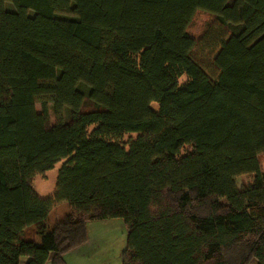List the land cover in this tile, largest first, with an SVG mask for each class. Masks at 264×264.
Instances as JSON below:
<instances>
[{
	"label": "trees",
	"instance_id": "obj_1",
	"mask_svg": "<svg viewBox=\"0 0 264 264\" xmlns=\"http://www.w3.org/2000/svg\"><path fill=\"white\" fill-rule=\"evenodd\" d=\"M4 2L0 264H65L87 222L114 219L121 264H264V0ZM197 12L217 26L209 69ZM48 101L69 121L50 124ZM58 163L39 197L34 177Z\"/></svg>",
	"mask_w": 264,
	"mask_h": 264
},
{
	"label": "rangeland",
	"instance_id": "obj_2",
	"mask_svg": "<svg viewBox=\"0 0 264 264\" xmlns=\"http://www.w3.org/2000/svg\"><path fill=\"white\" fill-rule=\"evenodd\" d=\"M0 8L13 11L10 3H0ZM58 18L71 19L69 14H58ZM213 19L210 15L204 12H197L188 28L189 34L195 39L197 45L194 54L197 59L203 64L205 69H209L211 65L213 50L208 49V42L204 40L205 34L209 33L217 26H213ZM227 34L229 31L225 29ZM230 30V29H229ZM183 81V78H182ZM37 111L40 110L39 104L35 105ZM48 115L50 124L56 122L69 121V110L64 109L61 112H55L53 103L48 101ZM125 137L124 140H126ZM261 168L264 171V153L260 155ZM61 163H58L54 168L43 174L34 177L32 184L36 194L41 197H47L53 191L57 170ZM252 181V176H242L237 179L239 188L247 186ZM223 205L224 201L221 202ZM61 206V205H59ZM56 208V207H55ZM56 210V209H55ZM58 211H52L47 219L48 227H52L53 220L58 217ZM254 215H264V208L253 209ZM87 241L86 243L74 251L72 263L74 264H121L122 253L126 244V228L122 220L114 219L109 221H89L86 224ZM27 259L23 258L22 262ZM69 261L70 259H66Z\"/></svg>",
	"mask_w": 264,
	"mask_h": 264
},
{
	"label": "crops",
	"instance_id": "obj_3",
	"mask_svg": "<svg viewBox=\"0 0 264 264\" xmlns=\"http://www.w3.org/2000/svg\"><path fill=\"white\" fill-rule=\"evenodd\" d=\"M52 211H58V213H57L58 214V217L53 220L54 223L57 222V221H60L63 217H65L66 215H68V214L71 213V209L66 204H62L61 206L58 205L56 208H54L53 210H51L49 212V214L47 216V219L51 215ZM35 243H37V244L40 243V237L39 236H37L35 238ZM71 255H74V251H71V252L67 253L64 256V262H65V264H74V263L71 262L72 261V258H71L72 256ZM66 259H70V260L67 261Z\"/></svg>",
	"mask_w": 264,
	"mask_h": 264
}]
</instances>
